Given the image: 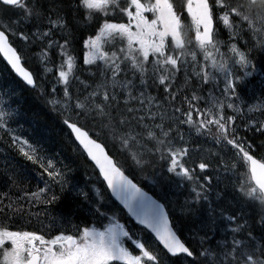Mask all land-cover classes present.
I'll return each mask as SVG.
<instances>
[{
  "label": "snow or ice",
  "instance_id": "6c2138e0",
  "mask_svg": "<svg viewBox=\"0 0 264 264\" xmlns=\"http://www.w3.org/2000/svg\"><path fill=\"white\" fill-rule=\"evenodd\" d=\"M254 50L264 52V0H0L5 68L42 89L59 139L105 186L77 190L71 165L25 132L18 90L0 83V264H264V100L254 108L241 95ZM11 154L43 186L19 187ZM173 186H183L174 218ZM33 219L39 230H10Z\"/></svg>",
  "mask_w": 264,
  "mask_h": 264
},
{
  "label": "trees",
  "instance_id": "16d2710c",
  "mask_svg": "<svg viewBox=\"0 0 264 264\" xmlns=\"http://www.w3.org/2000/svg\"><path fill=\"white\" fill-rule=\"evenodd\" d=\"M252 61L255 62L264 73V52L259 50H254L251 54ZM0 83H6L10 88H16L18 90V95L20 96V102L23 105L24 116L22 119L23 128L26 133L32 134L33 130H38L40 136L44 139V142L47 147L55 150L59 155L58 159L64 158V162L71 165L72 169L78 168L79 170H85L92 166L91 163L88 162V159L84 155H80L78 152H74L72 147L68 143H64L59 139L60 137V129L59 122L55 118L53 113L49 112L48 107L44 104V100L41 97L42 89H38L36 91H30L26 86L20 83L17 79L14 78L12 74L5 68V63L2 62V58H0ZM22 90V91H20ZM251 135V133H249ZM7 139V137H5ZM0 150H3V146L0 145ZM257 156H260L257 154ZM8 160H10L13 164L17 165L20 169V175L23 179V184L19 185V187H28L29 190L35 191L36 187L43 186L42 181L39 179L38 172L33 169L36 166L31 165L30 162H25L21 158L11 154L8 156ZM6 167V160L3 156H0V172L4 171ZM80 167V168H79ZM92 169V168H91ZM153 170L149 169L148 173L150 174ZM155 171L159 173L160 169L156 168ZM136 180L145 184L151 191L155 192L159 196H164V193L161 192L159 188L153 189L151 181H144L142 178V174L136 173ZM8 181L7 177L0 176V192L8 190ZM177 189L174 186L173 189ZM167 193L169 189H166ZM12 192L14 194H19L17 188H12ZM182 196L178 200L180 203L183 202V192ZM166 199L175 205L173 200L169 199V194H167ZM72 202L71 194H69L66 200L62 204L49 206V211H57L60 212L64 209L65 204H70ZM245 211L252 212L253 209L245 208ZM174 213V211H172ZM43 213V211L41 212ZM185 233L189 234L187 229Z\"/></svg>",
  "mask_w": 264,
  "mask_h": 264
},
{
  "label": "rangeland",
  "instance_id": "374dc122",
  "mask_svg": "<svg viewBox=\"0 0 264 264\" xmlns=\"http://www.w3.org/2000/svg\"><path fill=\"white\" fill-rule=\"evenodd\" d=\"M185 23H190V21H186ZM228 37L226 38V41H227ZM222 51H226V49H223L222 48ZM240 74L242 75L243 74V70H241ZM251 77V76H250ZM249 78V77H247ZM258 81H261V80H258ZM253 91L254 93L258 94L262 99H264V96L261 95V93L263 92V89H262V86L258 84V86L256 88H253ZM242 95V94H241ZM251 97V95H249ZM244 97V96H243ZM254 98H245V100L249 103V106H252V107H259L260 106V103H256L255 101H253ZM204 144V147L206 149H212V150H215V146L212 145V143H206V142H202ZM193 160H196V162L198 163L199 162V158L197 156H193L192 157ZM194 166V165H193ZM215 177V176H214ZM245 178V177H244ZM246 179V178H245ZM75 185V184H74ZM218 186H221L224 188V185L223 184H220ZM81 189H84L86 190V186H82ZM224 193V201L223 203L225 205H227L228 201H231L232 200V194H231V191H226V192H223ZM238 206V205H237ZM236 206V207H237ZM233 211L237 210V208L235 209H232Z\"/></svg>",
  "mask_w": 264,
  "mask_h": 264
},
{
  "label": "bare ground",
  "instance_id": "6f19581e",
  "mask_svg": "<svg viewBox=\"0 0 264 264\" xmlns=\"http://www.w3.org/2000/svg\"><path fill=\"white\" fill-rule=\"evenodd\" d=\"M249 95H251V97L249 96ZM253 98V97H255V99H256V93H254V91L253 90H250V91H248V92H246V94L244 95V98ZM80 168V167H79ZM82 170V169H81ZM221 190L223 191V192H226L225 190H224V188L223 187H221ZM228 191H231V190H228ZM239 206V205H238Z\"/></svg>",
  "mask_w": 264,
  "mask_h": 264
},
{
  "label": "water",
  "instance_id": "95a60500",
  "mask_svg": "<svg viewBox=\"0 0 264 264\" xmlns=\"http://www.w3.org/2000/svg\"><path fill=\"white\" fill-rule=\"evenodd\" d=\"M260 162H262V161H260ZM149 195H151V194L149 193Z\"/></svg>",
  "mask_w": 264,
  "mask_h": 264
}]
</instances>
